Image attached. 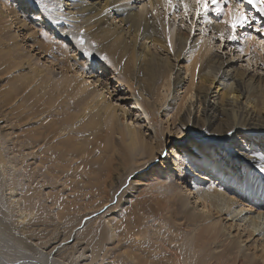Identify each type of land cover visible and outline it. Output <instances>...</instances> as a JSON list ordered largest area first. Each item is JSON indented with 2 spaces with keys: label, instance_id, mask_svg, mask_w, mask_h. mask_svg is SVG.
<instances>
[{
  "label": "bare ground",
  "instance_id": "1",
  "mask_svg": "<svg viewBox=\"0 0 264 264\" xmlns=\"http://www.w3.org/2000/svg\"><path fill=\"white\" fill-rule=\"evenodd\" d=\"M25 1L39 11L40 16L35 19L43 20L59 39L72 43L78 57H68L63 43H55L52 36L43 32H34L19 20L8 0H0V75L26 69L25 74L19 72L18 77H9L3 83L1 79L0 84V99H5L0 100V122L9 127L7 130L0 126V225L5 229L15 210L13 224L18 233L32 234L30 230L39 218L26 217L29 210L18 209L17 190L24 205L38 202L41 207V202L58 200L42 197L41 190L56 187L67 179L64 177L84 174L86 165L94 163L98 167L97 180L102 181L96 195L107 197L114 171L122 165L125 170L135 167L129 175L143 173L145 190H156L163 199L158 200L164 201L161 211L165 213L158 212L165 218L162 221L155 215L149 217L146 211L148 214L143 212L125 224L129 244L135 241L140 252L145 253L146 259H136V264H264V172L258 170L259 163H264L258 157L264 153V145L257 153L256 147L248 144L253 140L264 144V82L253 74L232 70L227 60L205 57L198 40H189L179 28L173 42L164 17L133 8L136 0H46L50 11L35 0ZM148 3L166 5L165 0ZM175 3L168 2L167 14H172ZM206 26L211 27L208 23ZM81 40L83 46L79 44ZM85 48L92 52L91 57L83 56ZM185 52L191 62L184 68L190 81L176 103L177 113L188 101L189 104L186 118H181L174 128L189 127L194 109L193 86L197 88L210 78L209 84L215 82L220 90H215L214 96L203 85L197 92V112L202 106V114L197 121L192 118L191 130L198 134L193 137L195 146L191 157L178 156L171 150L175 166L172 170L165 165V156L160 165L155 158L164 154L160 133H170L168 122L175 126L178 115L171 114L168 121L167 112L166 124L157 131V125L162 124L161 119L157 120L161 107L151 104L149 97L170 87L173 72L174 87L182 82L176 64L180 59L186 60ZM103 56L107 62L100 59ZM96 62L109 67L115 74L113 78L127 88L133 106L144 114L152 139L141 134L139 123L134 125L125 109L115 108L108 100V88L93 72ZM54 68L60 71L56 78L52 75ZM203 151L214 155L215 162L200 154ZM115 160L118 161L114 166ZM75 161L79 166L72 167ZM19 167H24V173H19ZM146 167L148 172L144 173ZM17 174L24 177L23 183L18 182ZM210 175L215 177L208 182ZM183 183L190 189L181 187ZM2 191L7 192L8 202ZM242 195L246 199H241ZM142 204L147 206L143 201ZM198 205L207 212L198 210ZM236 222L242 223V231L236 230ZM103 234L96 227L90 234L80 236L92 241L95 252L103 242ZM252 236V240H261L252 242ZM21 246L23 249L18 251H24V255L12 250L0 252V264H61L58 259H62L59 256L64 248L52 247L44 252L28 242ZM27 252L37 253L38 257Z\"/></svg>",
  "mask_w": 264,
  "mask_h": 264
},
{
  "label": "rangeland",
  "instance_id": "2",
  "mask_svg": "<svg viewBox=\"0 0 264 264\" xmlns=\"http://www.w3.org/2000/svg\"><path fill=\"white\" fill-rule=\"evenodd\" d=\"M165 1V6L156 7L152 4H149L148 0H136V3H134L132 7L136 9L141 8L143 12H149L155 16L157 15L158 17L163 16L164 25L166 27L168 25L167 32L169 36H172L171 38L173 42L175 39V31L177 28H179L181 29L182 35H188L189 40H198V42L203 46L201 51L204 52L205 57L214 56L219 57L224 61L227 60L229 62V67L232 70L247 74L250 73V75L253 74L254 77L257 76L264 82V31H257V28H264V17L260 16L259 13H257L255 9L251 7V5L244 4L243 0H229L228 3H223V0H220L221 7L224 10V15L218 17L212 11H209L206 16H198L197 4L195 0H184V4H187L190 8V11H188L187 14L184 10V4L179 3V0H175L176 7H174L172 14H167L166 11L168 0ZM8 3L12 8L15 9L19 20L25 21V23L34 32H43L49 36H52L55 43L64 44L65 48L68 51V57H78V52H76L74 46L72 45V43H70V41H63L59 39L58 36L55 35L54 30L48 27L43 20L35 19V17L40 16L39 11H36L32 7H29L28 2H26L25 0H8ZM237 3H240L243 10L247 13L251 26L249 27L246 25L244 28H237L235 33L236 39L233 40L228 38L230 35H232L231 28L219 21L228 19L231 14H234L237 11ZM209 7H215V5L211 4L210 0ZM202 11L203 9H201V12ZM171 23L173 24V26H171ZM207 23L208 25H211L212 28L206 26ZM219 29L222 30L219 31ZM14 31L18 32V30ZM226 36L228 37L226 38ZM32 55L34 59L35 53H32ZM183 56H189V53L185 52ZM163 57L165 58L166 55L164 54ZM188 59L189 57H186V60L183 61H181L180 59V61H178V63L176 64L178 65V70H180V75L183 79L177 87H174L173 85L175 74L173 72L171 75L170 87L168 89H164L163 93L161 94L160 92H162V90L149 97L151 104H156V108L159 106L161 107L160 111L157 114V120L161 119L162 124L157 125V131H161V129H163L162 126L166 124L165 114L167 112H170L169 118L167 119L168 121L171 114L176 113V116L178 115L175 126L170 125V123L167 121L169 124L168 130L170 131V133L163 131L160 133V135L163 137L164 154H162V157L156 156L155 158V162L160 165L165 162L163 161V156H165V165H167L168 167L170 166L172 170L175 168V166L172 163L173 158L171 150L174 149L178 153V156H183L184 154H186L191 157V151L195 146L193 137L197 136L198 134L194 133L191 130L192 118L197 121L201 118L202 114V106L200 107L199 112H197V92H199L200 88L203 85V89H205L206 91H213L214 96L215 90L217 92L218 90H220L216 89L217 84L215 82L214 84H209L211 82L210 78H207L197 88L196 86H193L191 96L193 97V99L191 100V102L194 104V109H192L191 111L189 122L190 131L188 129L189 127H187V129H184L182 127V130H178L177 128L175 129L174 127L179 126L180 119L183 117L186 118L185 110L189 104L188 101L185 104L183 111H181V113H177L176 103L179 104V100L184 95L185 88L188 86L190 81V76L188 74H185L184 70L185 66L189 67L191 65V62L188 63ZM80 61H85V59L81 58ZM41 63L42 61L39 62L38 66H40ZM101 65L103 67H101ZM93 69V72L96 73V75L100 76L102 83L108 88V92L110 93L108 100L113 104V106L117 109H125L130 114L133 124L135 125L136 122L139 123L137 126L141 134L143 133L146 139H152V132L146 125V122H144L143 120L144 114H142V110L139 107L137 108L133 106V101L130 100L129 91L125 86H123L122 83L117 82V80L113 78L115 76L114 72L109 67L104 66V64H101L99 62L94 63ZM19 72L20 74H25V67L17 71L12 70L0 75V84L1 79L3 83L5 82V79H8L9 77H18ZM59 73L60 71L57 68H54V70L52 71V75L54 76V78H56ZM105 91L106 90H104V92ZM106 97H108V95ZM159 98H163L164 100H162L161 103L156 102ZM225 124L226 123H224V125ZM6 125V123L0 122V126H3V128H7L8 130L9 127H6ZM214 128H216V124L214 125ZM221 128L223 130L225 129L223 128V126ZM9 132L11 131H5V134ZM12 136H14V134ZM260 143L261 142H257L256 140L248 141L249 145L253 144L256 147L257 153L260 152L259 149H261L262 145H264ZM7 145L9 144L7 143ZM200 154H203L205 158L210 160H212L214 156L206 151H203V153ZM12 156L13 155H9V157ZM258 157L263 161L264 153H259ZM117 161H113L112 164L114 166L117 165ZM28 162L30 164V167H33V161L30 160ZM146 162L147 160H145V163L142 162L141 165H145ZM212 162H215V160L213 159ZM71 165L72 167L79 166L77 161L73 162ZM86 166L87 171L84 174L76 175L73 178L64 177L67 179H65L63 182L61 181L62 183H59L56 187H47L44 190H41L40 194L42 197H45L44 195H47L49 197H56V199L58 198V200L56 201L46 200L44 202H41V207H38V202L33 205H24L22 201L23 199L21 198L22 194L19 190H17L16 199L19 203L18 209L29 210L26 217L32 215V217L35 216V218L39 219L37 222H34V226L31 228L32 230L29 229L30 231H32L31 236L29 234L21 236V233H18V229H16L13 224L15 211L13 210L6 222V225L8 226H5L4 229V226L0 225V252L4 251L6 253H9L10 250H12L11 252H15L19 255H24V251L20 252L18 250L19 248L23 249L21 246L22 242H25L26 244L28 242L35 245L37 249H40L44 252L49 251L52 247H58V250L64 248L62 254L59 256V258L62 259H58L61 264H136V261L138 259L145 260V253L143 254L140 252L137 243L133 241L134 245L129 244L127 239L128 237L126 235L127 230L125 228V224H127L130 220L138 218L143 212H145V214L148 212L149 214H147L149 217H153V215H155L156 219H161L162 221L163 219H165L163 217V214L165 212L161 211L163 209V207L161 208V206L164 205V201L161 202L163 199H160L161 196L158 195V192L156 190H145L146 188H144L143 186L144 182L141 181L143 173L136 172L134 173V175H129L128 173L133 171L135 167L131 169L127 168L128 170H125L124 168L126 166L122 165L117 168L118 171H114L115 173L113 172V183L110 188L107 187L108 196L105 197V195H96L102 187V181L97 180V164L92 163L87 164ZM138 167L141 166L139 165ZM89 168L90 170H93L92 173H89ZM148 168L149 167H146L144 173L148 172ZM238 168L240 167L238 166ZM18 170L19 173H24V167H19ZM175 171L174 174L178 176V172ZM19 175L21 174H17L16 179L19 183H23L25 179L24 177L22 178ZM197 176L199 178L201 176L200 173ZM214 177L212 175L207 177L208 182L209 180L212 181ZM188 178L191 180L193 179V176L188 175ZM63 183L66 184H64L63 186ZM181 187H185L187 190L190 189L187 183H183ZM4 190L6 189L4 188ZM231 191L235 192V190L233 189ZM2 193L3 198L5 199V197H7V192L2 191ZM150 197H152V199H150ZM158 199H160L161 201ZM241 199H246V196L242 195ZM145 200L147 201V203ZM5 201L8 202L7 199H5ZM142 201L145 202V205H147L148 207L144 206V203L142 204ZM249 205L251 206L252 204L249 203ZM197 208L198 210H204L207 212V210L201 205H198ZM139 209L141 210V212ZM43 210L45 211V214H43ZM151 211L153 213H151ZM158 212L163 214L160 215V213ZM46 216L48 218H46ZM235 224L238 225V227H236V230H243V227H241V229L239 227L240 222H236ZM96 227H100V229L104 233V239L100 244L98 250L94 252L92 241L82 239L80 235L90 234V232H93ZM245 232L246 231H243L242 234H245ZM17 233L18 236L15 237ZM20 237L22 241H20ZM23 237H25V239ZM252 238L253 236L250 238V241L252 240ZM130 239V241L133 240L132 238ZM258 239L261 240V237H255L252 242ZM125 243L126 245H124ZM27 253L36 258L38 257L37 253ZM127 255H129L130 258Z\"/></svg>",
  "mask_w": 264,
  "mask_h": 264
},
{
  "label": "snow or ice",
  "instance_id": "3",
  "mask_svg": "<svg viewBox=\"0 0 264 264\" xmlns=\"http://www.w3.org/2000/svg\"><path fill=\"white\" fill-rule=\"evenodd\" d=\"M168 2L171 3V0H168ZM195 2L197 4V15L198 16H201V15L206 16L209 11L214 12L216 16L218 17L221 15H224V10L221 7L220 0H210L211 4L215 5V7H212V8L209 7V0H195ZM228 2L229 0H223V3H228ZM243 2L246 5H251V7L255 9V11L259 13L260 16L264 17V0H243ZM35 3L39 4L45 11H50L49 5L46 2V0H35ZM179 3L184 4V0H179ZM236 8H237V11L234 14H231L228 19L219 21V22L226 24L228 27L231 28L232 35H230L228 38L233 39V40L236 39L235 33H236L237 28H244L246 25L249 27L251 26L249 22V17L247 13L243 10L240 3L236 4ZM201 9H203L202 12H201ZM184 10H185V13L187 14L189 11V7L187 4H184ZM257 31L258 32L264 31V28H257ZM246 38H249V37H246ZM83 43L84 42L82 40L79 41V44L81 46H83ZM83 56L91 57L92 52L85 48L83 49ZM100 59L105 62H107L108 60L106 56H103ZM101 67L103 66L101 65ZM252 159L255 160L256 157L253 156ZM258 167L261 172H264V163H260Z\"/></svg>",
  "mask_w": 264,
  "mask_h": 264
}]
</instances>
